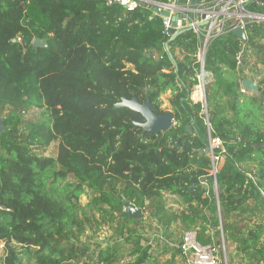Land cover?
<instances>
[{
  "label": "trees",
  "instance_id": "1",
  "mask_svg": "<svg viewBox=\"0 0 264 264\" xmlns=\"http://www.w3.org/2000/svg\"><path fill=\"white\" fill-rule=\"evenodd\" d=\"M107 2L0 0L2 264H155L153 245L143 244L144 216L121 213L127 200L163 225L164 194L186 205L185 231L197 230L201 244L224 240L239 264H264V223L247 232L236 223L254 217L251 201L264 207V23L247 27L246 42L229 33L210 44L205 114L191 98L199 68L194 34L171 42L170 58L163 21L150 8L128 12ZM250 9L264 15V0ZM248 78L260 96L241 92ZM168 93L175 124L166 133L144 134L134 124L141 115L114 108L123 98L149 99L163 115ZM32 110L43 120H28ZM209 136L225 150H214L221 157L216 195ZM57 140L56 158L40 154ZM93 219L99 228L116 227V240L91 253L83 237ZM179 255L174 247L172 262Z\"/></svg>",
  "mask_w": 264,
  "mask_h": 264
},
{
  "label": "built area",
  "instance_id": "2",
  "mask_svg": "<svg viewBox=\"0 0 264 264\" xmlns=\"http://www.w3.org/2000/svg\"><path fill=\"white\" fill-rule=\"evenodd\" d=\"M114 1L128 12L141 6L150 8L153 13L151 17L162 19L163 33L169 39L171 29L175 30V34L187 29L194 34L197 40L196 58L199 68L195 74L197 84L192 97L195 102L202 104V111L205 114L207 113L205 58L210 44L218 36L233 33L237 29H242L247 34L249 25L264 23V15L250 9V5L258 4V0H199L198 3L187 1L186 4H179L177 0H108L107 5H111ZM154 9H157V12H154ZM164 12H168L169 16L164 17L162 15ZM175 18L177 19L174 20ZM17 40L20 41V38ZM240 90L248 94L241 85ZM195 94H198L197 98ZM207 125L209 126L208 123ZM209 141V154L212 161L210 177H214L213 187L217 193L216 173L221 157L215 155L214 150L221 149L223 152L225 150L219 138L213 139L209 136ZM203 185L207 186V182H203ZM217 206L220 211L218 203ZM159 239L162 240V236ZM152 244L150 242V245ZM224 244L223 240L221 245H203L198 240V231L192 229L182 233L180 242L175 248L180 250V256L185 264H225L226 262L221 259V248Z\"/></svg>",
  "mask_w": 264,
  "mask_h": 264
},
{
  "label": "rangeland",
  "instance_id": "3",
  "mask_svg": "<svg viewBox=\"0 0 264 264\" xmlns=\"http://www.w3.org/2000/svg\"><path fill=\"white\" fill-rule=\"evenodd\" d=\"M249 74V73H246ZM247 95H251L248 93ZM171 97V94L168 93L166 96L162 97V108L166 109L168 112H172L168 104V98ZM192 98V96H191ZM42 111L39 110H32L26 116L28 120H35V121H42L43 117L41 116ZM4 117V114L0 115V119ZM60 145V141H54L51 143L49 147L45 150H42L40 154L45 157H52L56 158L58 153V148ZM250 169L256 170L257 167L255 164L248 165ZM254 175V174H253ZM255 176V175H254ZM255 181H257L256 176L254 177ZM218 191V189L216 190ZM217 193L215 192V195ZM90 199L87 196L81 197V204L86 206ZM163 204L164 208L167 211L165 218L162 220L163 225L159 223L161 221V217L152 216L149 212L144 213V223L148 227V235L149 241H144V245H150V242L153 244L152 255L154 259H156L155 264H185L182 257L179 255L174 258V262H172V254L173 248L176 247L181 239L182 233L185 231V224L182 223V216L186 214V205L183 201L179 198V196H171L169 194L163 195ZM248 208H258L255 212L254 217H251L250 214H245L236 218V223L243 221L245 224L243 226L244 230L247 232L251 227L258 225L260 223H264V207L259 202L251 201L248 205ZM96 219H93V222L88 224V229L86 230L83 242L86 245V248L90 250L91 253L95 252L97 244H115V237H114V229L108 228L106 225H100V228L95 222ZM92 235L94 238L89 239L88 236ZM160 236H162V240H160ZM120 241V239H118ZM264 240V237H263ZM127 244H125L126 247ZM13 246L20 250V246L17 244H13ZM238 246L237 244L233 245V248ZM229 245L227 243L224 244L221 248V259L226 262L225 264H230V259L235 260V264L240 263V257H238V252L235 250L230 251L231 249L228 248ZM5 249L6 244L0 241V264H2L3 259L5 257ZM238 254V255H237ZM125 262H133V258H125ZM26 261V260H25ZM153 262L151 261L152 264ZM242 264H249V260H244Z\"/></svg>",
  "mask_w": 264,
  "mask_h": 264
},
{
  "label": "water",
  "instance_id": "4",
  "mask_svg": "<svg viewBox=\"0 0 264 264\" xmlns=\"http://www.w3.org/2000/svg\"><path fill=\"white\" fill-rule=\"evenodd\" d=\"M187 1L192 3H198L199 0H177L179 4H186ZM154 12H157V9H154ZM164 17H168L169 13L164 12L162 14ZM175 18L174 20H176ZM190 31L182 30L175 34V30H169V34L171 35L169 41L165 45V49L169 54L170 58H173V55L170 52L169 44L176 40L179 36L184 33ZM233 35L238 37L242 42L247 41V34L242 29H237L233 32ZM34 47H46L42 40H34ZM241 87L252 96H260V89L257 82H255L252 78H248L242 81ZM115 109H130L136 114L142 116L143 121L134 122V124L141 128L144 134L154 135L159 133L168 132L172 126L174 125V114L172 112H167L166 114L160 115L155 112V106L151 103L149 99H147L144 103H140L137 98L132 100H127L123 98L122 101L115 105ZM4 131V121L0 119V134ZM187 131L190 132V129L187 128ZM214 177H210V180H213ZM206 187V186H205ZM124 210L121 215H128L130 218L134 220L141 219L144 215L141 209L137 208L132 203L127 200H123Z\"/></svg>",
  "mask_w": 264,
  "mask_h": 264
},
{
  "label": "bare ground",
  "instance_id": "5",
  "mask_svg": "<svg viewBox=\"0 0 264 264\" xmlns=\"http://www.w3.org/2000/svg\"><path fill=\"white\" fill-rule=\"evenodd\" d=\"M198 97V94H195V98H197Z\"/></svg>",
  "mask_w": 264,
  "mask_h": 264
},
{
  "label": "crops",
  "instance_id": "6",
  "mask_svg": "<svg viewBox=\"0 0 264 264\" xmlns=\"http://www.w3.org/2000/svg\"><path fill=\"white\" fill-rule=\"evenodd\" d=\"M255 81V80H254ZM255 82H257V81H255ZM192 99H193V97H192ZM172 196V195H171ZM173 196H176V195H173Z\"/></svg>",
  "mask_w": 264,
  "mask_h": 264
}]
</instances>
